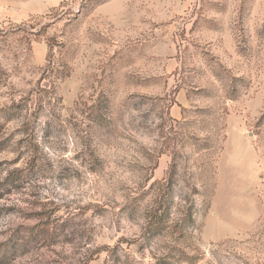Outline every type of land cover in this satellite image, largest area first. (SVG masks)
<instances>
[{
    "label": "rangeland",
    "instance_id": "1",
    "mask_svg": "<svg viewBox=\"0 0 264 264\" xmlns=\"http://www.w3.org/2000/svg\"><path fill=\"white\" fill-rule=\"evenodd\" d=\"M0 264H264V0H0Z\"/></svg>",
    "mask_w": 264,
    "mask_h": 264
}]
</instances>
